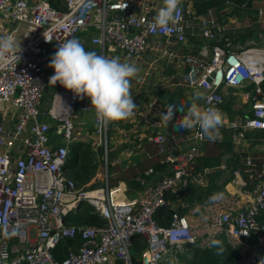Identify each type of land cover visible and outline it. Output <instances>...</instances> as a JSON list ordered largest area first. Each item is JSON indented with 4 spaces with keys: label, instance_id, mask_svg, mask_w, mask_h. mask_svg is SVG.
<instances>
[{
    "label": "built area",
    "instance_id": "2783aa9c",
    "mask_svg": "<svg viewBox=\"0 0 264 264\" xmlns=\"http://www.w3.org/2000/svg\"><path fill=\"white\" fill-rule=\"evenodd\" d=\"M62 3L60 8L49 0H0V33L12 36L21 49L19 59L0 69V264H133L135 239L144 246L139 264L171 259V248L202 249L223 239L238 252L235 264H257L264 254V221L257 219L264 211V160L247 157L249 174L244 179L238 169L231 172L238 191L255 175L257 182L248 189L247 202L240 203L236 193L220 189L215 193L222 192L223 200L202 204L190 214L180 213L170 207L168 197H178L186 186L205 138L199 128H193L187 146L170 145L162 129L174 125L184 113L176 112L167 126L161 114L170 104L163 99L175 90L188 96L199 90L204 93L198 102L202 108L220 110L227 87L236 89L233 93H239L248 110L237 120L223 117L221 129L229 132L225 137L239 145L246 131L264 130V33L258 32L256 40L240 42L233 24L223 22L232 17L227 8L213 6L198 14L193 0H182L171 32L153 24L163 0ZM263 15L264 8H259L258 16ZM85 37L100 49V55L111 58L116 53L115 57L140 68L132 80L137 105L133 118L101 126L90 99L75 97L58 82L48 107L40 109L50 85L47 72L54 74L48 65L59 44ZM77 111L93 113V149L105 166L114 138L120 141L109 139V130L120 134L126 130L124 139L133 143L128 153L132 156L138 152L133 148L135 139L148 129L143 137L155 145L168 173L132 201L116 198V189L108 187L107 172L101 188L83 191L64 173L69 143L76 138ZM7 119L10 125H5ZM53 134L62 143L53 146ZM145 173H153L152 167ZM80 203L90 205L104 222H70ZM162 208L170 209L166 225L155 219ZM67 239L71 244L58 262L52 249Z\"/></svg>",
    "mask_w": 264,
    "mask_h": 264
},
{
    "label": "clouds",
    "instance_id": "9594fccd",
    "mask_svg": "<svg viewBox=\"0 0 264 264\" xmlns=\"http://www.w3.org/2000/svg\"><path fill=\"white\" fill-rule=\"evenodd\" d=\"M181 2L182 0H163V6L153 18L154 26L171 32L176 24L175 13ZM20 51V43L17 44L12 36H0V69L19 59L17 53ZM48 66L54 69L49 83L56 85L58 82L77 98H89L99 125L107 126L135 116L137 105L131 94L132 80L140 72L135 63L88 51L78 39L72 38L59 44ZM202 99L204 93L195 90L187 101L169 104L161 114V119L167 126L176 112H182L184 114L173 125L175 129L190 131L199 128L203 138L209 141L220 139L223 114L215 107L202 108L198 103ZM223 199L224 194L218 192L210 196L208 202L217 203ZM211 246L217 247V255L225 250L217 240H213Z\"/></svg>",
    "mask_w": 264,
    "mask_h": 264
},
{
    "label": "crops",
    "instance_id": "0c3cea01",
    "mask_svg": "<svg viewBox=\"0 0 264 264\" xmlns=\"http://www.w3.org/2000/svg\"><path fill=\"white\" fill-rule=\"evenodd\" d=\"M49 2L52 5H55L57 7H60V8L63 7L62 6L63 0H49ZM252 8L255 9V12L252 14H244V16H241V17L233 14L232 17L225 19L223 21V22H228L231 25L233 24V26L235 27L237 36H238L236 38V40H239L240 42L248 41L249 39L250 40L251 39L256 40L258 32L264 33V15L261 17L258 16V9L264 8V0H254L253 4H252ZM221 19H222V17H221ZM0 36H4V33H0ZM242 36H246V37L244 39H241ZM79 41L81 42L83 47L88 51H95L97 48V47L91 46L90 44H86L88 42L87 37L82 38ZM99 51H100V49H99ZM118 54L120 55V53H118ZM48 87H50L51 89L49 90ZM48 87H47L46 91L44 92V94L41 98V102H40V109L41 110H45L48 107V105L51 101V98H52V94L56 89V87H54L53 84H51V83H50V86H48ZM147 89H149V88H147ZM223 90H224V92H227V95L225 97V102L221 106L220 110H221V113L223 114V117L225 119L233 120V119H230L225 114V112H223V109L227 108L226 105L229 102L228 96H231L230 93H232V95L238 94V96H239V93L234 94L233 92L236 91V89H231V88H227V87H225ZM135 91H136V89H135ZM139 94H140V92L138 93V95ZM151 94H152V91L148 90L147 95L150 96ZM171 95H173V99L177 103V101L179 100V97H180L178 95V90L171 92L168 95V97L163 99V102L168 103L165 100L168 99ZM161 97H163V95ZM188 97H189L188 95H183V98L186 101H187ZM239 98H240V96H239ZM240 100H241V98H240ZM241 102H242V104H245L247 106V110H248V104L244 103L242 100H241ZM80 116L82 117V116H84V114H82V112L77 111L76 112V118L74 117V122H76L75 124H76V132H77L75 135L76 138L69 143V147H72L75 149L85 145L86 141H88V140H91L92 145H93V140L95 138L94 134H93L94 122L92 124L93 126H92L91 130L83 131V126L86 124V122L78 121ZM41 119L44 120L43 117H41ZM93 119H94V117H93ZM45 120L51 124V127L55 126V123L53 121L49 120L48 118H45ZM4 123H5V125H10L11 121L9 119H7L4 121ZM120 126L125 127V126H128V124H124V125L121 124ZM162 130L167 135V137L170 141V145H172V146L177 145L178 147H182V146H187V144L189 143V140L187 139V135L189 133H191V130L190 131L189 130H177L173 127V125L168 126V127H163ZM111 131H114V137L119 138L120 141L116 140V138L113 137L114 138V146L112 147V150H111V153H112L111 157L113 159L109 165L111 167V169H110L111 171L107 174L108 187L112 188V189H116L115 196L118 200L132 201V200L138 199V197L147 189L148 186L157 182L163 175H165L166 172L168 173V170H166L165 163L160 162V156L156 154V147H155V149L152 147V145H154L152 143V141L149 138L143 137L144 135H146V133H149L148 129L139 133L138 138L135 139L134 144H136V145H133L134 146L133 148H136L138 152L136 155H132V156H128V153L130 151V145L132 146L133 143L124 139V136H126V134H127L126 130L124 133V130L121 129V134L118 133L117 130H115V129H111ZM248 131H252V130H248ZM248 131L245 132V138L243 141L240 142L239 145H232V143H231V145H232V152L231 153L239 155L242 163H244V161L247 157L258 158L260 160H264V155L255 153V151H258L257 149L251 148L252 152H249V153H248V151H249L248 148L244 149V146H245L244 144H246L248 142V140L246 138V134ZM220 134H221L220 139H217L215 141H209V140L205 139L202 142V144H201V151L202 152H201L200 156H202L204 154V151H205L204 147H205L206 142L225 141L227 139V137H225V135L229 134V132L220 128ZM140 136H142V139L139 138ZM60 143H62V139L59 136L53 134L51 144L53 146H56ZM259 146H260V150H264V144L259 145ZM0 150H1V148H0ZM94 152L100 158L99 152L96 150H94ZM231 153H226L225 155L222 156V159L218 165V168L222 171V174H221L220 178L218 180H216V184L221 185V190L226 192V193H236L237 198H238L240 203L241 202H247L250 199L248 189L241 187L238 191V189H236L234 187L233 183L231 182L233 179V176L231 174L232 171H230L226 167V159L230 157ZM118 159H119V161H117ZM76 161H77V157H76ZM195 162H196V160H195ZM195 162H194V165H195ZM157 163L165 165L164 171L158 172V171L154 170L153 173H150V174L145 173V171L150 167H152V169H154L153 167ZM222 163H225V168H220V165ZM194 165H193V170L195 169ZM244 165H245V163H244ZM68 167H70L72 170H74V167L76 169V166L72 163L71 159H69V158H67V161L65 163L64 173L68 178L75 181V170L73 171L72 175H70V174L68 175V174H66ZM237 169L239 170L240 177L242 179H244L249 174V170H247V166L246 167L244 166L243 168H237ZM99 170H100V168L98 166L97 171L95 172L94 175H90L88 178H85L81 182L76 181L75 183L80 187H84V186H88L91 183H94L97 181H105V179L103 177L104 172L102 173ZM193 170L187 176V181H190V183L194 184L195 186H197L199 188H203L208 183L209 176L214 173L213 168H204L203 171L196 172V173L193 172ZM245 173H247V175ZM168 199L171 201L170 207L177 208V209H180V208L186 209V211L184 213H187V214L192 213L199 206L207 203V201L206 202L195 201L191 205H188V202L183 201V200L177 202L176 200H173L170 198H168ZM82 204H86V203H82ZM82 204L79 205L78 210L75 212V214H72L73 218H75V221H77V222L72 220V218L70 219V222H73L75 224H79L78 222H81L78 219L76 220V218L81 214V205ZM90 213H91V211H90ZM143 247H141L139 252H136L133 249V257H135L136 259L140 258V252L142 251ZM261 258H264V254L259 255L257 260L261 259Z\"/></svg>",
    "mask_w": 264,
    "mask_h": 264
},
{
    "label": "trees",
    "instance_id": "16d2710c",
    "mask_svg": "<svg viewBox=\"0 0 264 264\" xmlns=\"http://www.w3.org/2000/svg\"><path fill=\"white\" fill-rule=\"evenodd\" d=\"M231 6L229 7L228 14L229 15H238L244 16V14H252L255 12V9L252 8V4L254 0H229ZM193 5L198 14L204 13L207 8L215 6L219 10L226 8V0H193ZM246 36H242L241 39H244ZM179 100L177 102L186 101L183 98V95L178 91ZM168 103H176L173 99V95H171L168 99L165 100ZM261 131V138L264 140V130ZM205 151L202 156H199L196 159L193 172L203 171L204 168H213L214 173L209 176L208 183L203 187L199 188L194 184L187 181L186 186L183 189L179 190V196H170L168 198L173 200H183L188 202V205H191L195 201L199 202H208L209 197L212 196L216 191L221 189V185L216 184V180H218L222 174V171L218 168V165L222 159V156L226 153L232 152V145L230 140L227 138L225 141L221 142H206L205 143ZM246 167L244 163L241 162L239 155L231 153L230 157L226 159V167L232 171L237 168ZM154 170L158 172H162L165 169V165L157 163L153 167ZM230 178V177H229ZM257 179L255 175L248 183L245 188L251 189L252 185L256 184ZM82 204V203H80ZM87 204V203H86ZM92 208V207H91ZM93 209V208H92ZM180 213H184L186 209L180 208ZM170 211H166L165 208H162L155 214V219H162L161 224L166 225L168 223V218ZM69 216V220H70ZM81 221L82 224H102L104 220L98 216L97 214L90 213V211H86L83 214L81 213L76 220ZM260 221H264V211L257 218ZM72 220L75 221V218L72 217ZM77 222V221H75ZM79 223V224H81ZM140 242V239H135L133 249L136 252H139L143 244L136 249V244ZM222 246H225L224 252L220 255H217V247L212 246L210 248L205 249H193L195 251L193 256L191 257L189 264H235L238 259L237 251L232 249L229 244H226V241L223 239L220 241ZM144 248V247H143ZM142 248V249H143ZM261 261H264V258L258 259L257 263L261 264ZM160 264H171V262L166 261L165 263L161 262Z\"/></svg>",
    "mask_w": 264,
    "mask_h": 264
},
{
    "label": "rangeland",
    "instance_id": "374dc122",
    "mask_svg": "<svg viewBox=\"0 0 264 264\" xmlns=\"http://www.w3.org/2000/svg\"><path fill=\"white\" fill-rule=\"evenodd\" d=\"M226 8L227 10H230L228 6H231L230 4H226ZM86 44H89L88 42ZM90 50V49H89ZM95 52H97L98 54L100 53L99 48L97 47ZM116 53L113 54V57H115ZM47 75L49 77H51L52 73L50 71L47 72ZM50 86V85H48ZM48 89L50 90L51 88L48 87ZM180 91V90H179ZM236 92V91H235ZM238 92V91H237ZM181 93V91H180ZM182 94V93H181ZM231 96H228V104L226 105V109H223V112H225V114L233 120H237L241 117H243L246 113H247V106L245 104H242L238 94L232 95V93H230ZM232 102V103H231ZM172 104V103H170ZM82 114H84V116H80V118L78 119V121H84L86 122V124L83 126V131H88L92 129V124H93V113L91 112H82ZM76 123V122H74ZM261 131L258 130H252V131H248L246 134V138L248 140V142L246 144H244V149H249V152L251 151V148L253 149H257L258 151H255L256 154H261L264 155V150H260V146L259 145H263L264 144V140L263 138H261ZM108 137L109 139H112L114 137V131L109 130L108 132ZM92 141L88 140L86 141L85 145L78 147V148H72L69 147V155L68 158L71 159L72 163L76 166V169L74 167L75 170V182L76 181H82L85 178H88L90 175H94L95 172L97 171V167L99 166L100 168V172H107V174L111 171V167L109 166L111 161H112V157L109 156L108 159V166H105V162L103 159H100L98 157V155L94 152L93 147H92ZM152 147L155 149V146L152 145ZM257 147V148H256ZM76 157H77V161H76ZM70 167L67 168L66 174H73V171ZM170 209L166 208V211L169 212ZM86 211H91L92 212V208L90 205L88 204H82L81 205V213L83 214ZM73 215H70V218H72ZM159 224H161L162 219L159 218L156 220ZM81 223V222H78ZM143 242H138L135 243L136 244V249L139 248V246L142 244ZM212 247V246H210ZM210 247H206V248H210ZM223 248H226L225 246H222ZM197 249V248H195ZM205 249V248H202ZM233 249V248H232ZM235 250V249H234ZM195 251L188 249V250H184V249H180V248H171L169 251V254L171 255V257L173 256V258H165L163 259V263L166 262V260H171V264H189L188 261H190L191 257L193 256V253ZM238 254V252H237ZM175 256V258H174ZM140 259H136L135 257H133V264H139ZM170 262V261H169ZM258 264V263H257Z\"/></svg>",
    "mask_w": 264,
    "mask_h": 264
},
{
    "label": "water",
    "instance_id": "95a60500",
    "mask_svg": "<svg viewBox=\"0 0 264 264\" xmlns=\"http://www.w3.org/2000/svg\"><path fill=\"white\" fill-rule=\"evenodd\" d=\"M60 88H64L63 86H61L59 84ZM172 154L176 155L177 154V150L174 149L172 150ZM112 155V153L110 152V156ZM242 172V171H241ZM247 175V173H245ZM103 186V183L100 181L91 183L88 186H84L82 187L83 191H90L93 189H97V188H101ZM71 244V240L67 239V240H62L60 241V243H58L53 249H52V253L54 256V259L58 262H60L64 256V254L67 253V247Z\"/></svg>",
    "mask_w": 264,
    "mask_h": 264
}]
</instances>
